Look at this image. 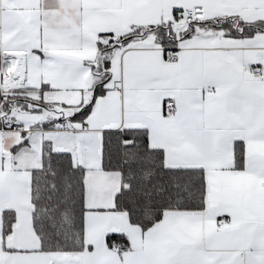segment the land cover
I'll return each instance as SVG.
<instances>
[{
  "label": "snow or ice",
  "instance_id": "6c2138e0",
  "mask_svg": "<svg viewBox=\"0 0 264 264\" xmlns=\"http://www.w3.org/2000/svg\"><path fill=\"white\" fill-rule=\"evenodd\" d=\"M0 264H264V0H0Z\"/></svg>",
  "mask_w": 264,
  "mask_h": 264
}]
</instances>
